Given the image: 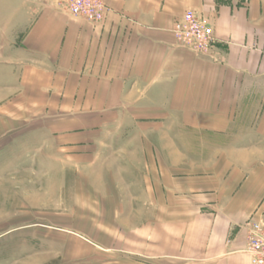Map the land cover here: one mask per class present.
Returning <instances> with one entry per match:
<instances>
[{
	"label": "crops",
	"instance_id": "1",
	"mask_svg": "<svg viewBox=\"0 0 264 264\" xmlns=\"http://www.w3.org/2000/svg\"><path fill=\"white\" fill-rule=\"evenodd\" d=\"M104 1L101 23L42 17L24 38L12 63L21 88L40 94L27 102L59 104L63 112L23 130L20 148L42 158L44 168L60 170L64 187L66 170H72L76 197L97 195L116 238L121 228L129 235L139 231L143 245L154 240L155 255L170 264H251L245 222H264V0ZM187 10L214 28L217 43L206 54L186 49L171 33ZM119 120L170 121V134L154 132L169 135L171 144L158 141L153 150L149 130L106 126ZM136 136L146 139L140 144ZM85 167L96 171L88 177ZM110 168L117 173L105 171ZM132 168L155 171L150 191L158 218L150 228L147 220H119L148 216L147 175L133 184ZM185 168L193 170L189 191L198 185L210 192L219 184L240 190L220 206L203 193V208H192L195 200L185 204L177 195L181 181L175 175ZM222 170L235 174L221 180ZM90 183L91 191L85 188ZM81 203L77 210L83 211Z\"/></svg>",
	"mask_w": 264,
	"mask_h": 264
},
{
	"label": "rangeland",
	"instance_id": "2",
	"mask_svg": "<svg viewBox=\"0 0 264 264\" xmlns=\"http://www.w3.org/2000/svg\"><path fill=\"white\" fill-rule=\"evenodd\" d=\"M66 1L0 0V264H170L164 260L166 258L155 255L152 247L154 240H147L150 247L143 245L145 241L140 238L139 231L129 235L124 234L121 228V233L116 235L118 238L114 233L110 234L109 220L101 215L98 205L102 202L98 201L97 195L90 192L83 197H76L75 186L70 185L75 176L72 170H66L69 184L64 187L58 179L60 170L44 168L42 158L36 159L35 153L22 151L19 146V134L22 135L23 130L43 125L49 118H57L63 112V106L60 109L59 104L28 103L29 95L36 98L40 94L35 96V90L31 92L21 88L19 73L12 61L18 57L16 52L22 49V42L30 28L40 18L53 15L74 17L68 12ZM119 121H107L106 126L113 128L115 124L114 127L119 128L149 130L147 140L153 150L158 141L171 144L172 138L169 135L163 136L160 133L161 138L155 136L154 132L162 128L170 134V121H164V126L156 125L155 121ZM133 139L141 144L146 138L136 136ZM182 143L187 148L189 139L184 138ZM107 169L105 171L112 174L117 171L115 168ZM83 171L84 175L91 177L96 170L85 167ZM190 171L193 170L180 169L175 177L181 181L177 195L183 197L184 201L188 198L195 200L196 205L192 208H203L204 201L198 198L203 193H210L215 199L214 203L220 206L231 204L240 190V185L219 184L210 192L203 191L202 186L198 185L197 189L201 187L199 190L189 191L187 178ZM129 174L133 184L137 185L142 184L147 175L148 216H125L119 217V220L132 225L147 220L150 228L158 218L154 215L155 194L150 191L155 186V171L132 168ZM233 174L235 170H222L221 177H218L230 180ZM195 175L191 172V177ZM198 176L203 174L197 173ZM62 188L67 191L60 192ZM85 188L91 191L92 183ZM78 203L83 204V211L77 210V205H80ZM132 205L141 208L140 203ZM204 207L210 208L206 205ZM80 212L83 215L78 216Z\"/></svg>",
	"mask_w": 264,
	"mask_h": 264
},
{
	"label": "built area",
	"instance_id": "3",
	"mask_svg": "<svg viewBox=\"0 0 264 264\" xmlns=\"http://www.w3.org/2000/svg\"><path fill=\"white\" fill-rule=\"evenodd\" d=\"M68 12L91 23L103 22L107 6L104 0H67ZM172 35L177 43L196 54H206L216 45L213 26L194 10H187L175 22ZM246 238L244 251L251 264H264V222L249 219L245 222Z\"/></svg>",
	"mask_w": 264,
	"mask_h": 264
}]
</instances>
